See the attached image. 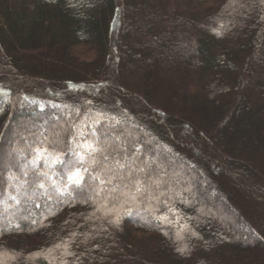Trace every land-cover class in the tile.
Here are the masks:
<instances>
[{
    "label": "trees",
    "instance_id": "16d2710c",
    "mask_svg": "<svg viewBox=\"0 0 264 264\" xmlns=\"http://www.w3.org/2000/svg\"><path fill=\"white\" fill-rule=\"evenodd\" d=\"M212 84L223 87L213 96ZM0 88V194L22 186L21 203L0 216V228L23 229L0 235L5 264H48L28 257L73 232L69 264H264L260 0H0ZM92 136L109 166L127 162L113 195L136 179L150 189L136 203L121 208L126 197L105 201L87 185L99 203L34 189L31 146L47 137L71 161ZM50 211L45 227L30 224Z\"/></svg>",
    "mask_w": 264,
    "mask_h": 264
},
{
    "label": "snow or ice",
    "instance_id": "6c2138e0",
    "mask_svg": "<svg viewBox=\"0 0 264 264\" xmlns=\"http://www.w3.org/2000/svg\"><path fill=\"white\" fill-rule=\"evenodd\" d=\"M237 0H230V6L235 4ZM264 4V0H260ZM71 5V0H70ZM243 5H241L242 7ZM31 151L33 153L32 159L28 164L33 169V176L35 180L32 182L34 189H41V195L45 196L48 200L55 199L58 202H70L74 199V194L84 196L83 203H99L97 200H93L92 196L85 193L84 188L87 185L89 191L94 193L95 196L99 197L101 193H105L104 200L108 201L109 197L113 200H119L121 196L126 197V199L121 203L120 207L123 208L124 203H136L137 194L144 195L146 191L150 189L146 188L141 180L136 179L132 182V186L124 184V189L127 191L121 190L119 195H113L120 188L119 184L113 185V181L119 176L120 180L123 181L124 177L116 169H122L126 167L121 161H114L115 168L109 166L107 161L109 159L108 155L105 154V149L101 146L100 142L95 136H92L91 139L85 138L83 141H77L76 149H72L73 155L75 156L74 160L65 159L66 153L63 150H57V141H48L47 137L43 141H40L37 144L31 146ZM98 156L100 157L98 159ZM47 166L48 171H43L42 166ZM56 166H59V171H57ZM91 170L96 172V175L89 174L88 179L85 178V173H90ZM141 171H143L141 169ZM24 176L28 175L27 170L23 172ZM59 177V179H56ZM10 181H15L18 178L14 175L9 177ZM91 182V183H90ZM98 182V183H97ZM159 186L158 182L153 181ZM106 185H113L111 188L107 189L105 192ZM10 187L16 188V193L13 194L9 192L7 195L0 194V207L3 208V212H0V216L8 213L9 209L19 205L20 200V185H11ZM134 189V190H133ZM32 197L29 196L28 199ZM159 199L158 197H153ZM9 201H13L14 204H9ZM40 207V205H36ZM115 208V205L113 206ZM105 210V216L112 215V209H106V204L101 203L100 207L96 211ZM126 214L132 213V208L129 207L124 209ZM152 213H159L161 210L155 208L151 210ZM168 211L171 212L173 209L168 208ZM55 212L50 211L47 214L42 215L40 219H31L30 224L33 226L39 225L40 227H45L44 221L48 219V216L55 215ZM95 212H93V216ZM154 218L161 223L170 222L166 214L154 215ZM22 220H29V216H21ZM120 216L119 213L116 214L115 218L110 220L109 223L114 225H119ZM7 231H23L19 223L12 225L9 221V227L7 229L0 228V235L3 232ZM31 230H35L32 228ZM76 233L73 232L69 235L67 239L57 238L52 246L49 247L46 251L40 250L36 253L31 254L28 259L41 258L47 260L48 264H52L50 257L53 256V253H60L61 256L57 257L59 259V264H69V261L66 259L68 256L76 258V254L72 252L71 247L75 242ZM191 236L195 237L197 234L195 232L190 233ZM183 239V237H178ZM177 251L182 255L186 252H190L187 245L184 247H178ZM6 251H0V264H5L4 257L7 256ZM10 259H15L16 254H13L9 257Z\"/></svg>",
    "mask_w": 264,
    "mask_h": 264
},
{
    "label": "rangeland",
    "instance_id": "374dc122",
    "mask_svg": "<svg viewBox=\"0 0 264 264\" xmlns=\"http://www.w3.org/2000/svg\"><path fill=\"white\" fill-rule=\"evenodd\" d=\"M161 26V25H160ZM222 88L223 87H221V86H218L217 84H212L211 86H210V89H211V95L213 96V95H215L216 93H218L219 91H221L222 90ZM0 92H5V90L3 91V89L2 88H0ZM18 119H20L19 117L17 118V120H16V122H19L20 120H18ZM52 129V128H51ZM55 129V128H54ZM54 131H56V130H54ZM116 160H118V158H116V157H114V159H113V161H116ZM114 163V162H113ZM121 163H123V164H125V165H127V162H121ZM114 166H115V164H114ZM148 167H150V165H147ZM146 166V167H147ZM183 170H184V168H182ZM185 171V170H184ZM4 172V171H3ZM3 172H0V176L3 174ZM138 173V175H140L142 178H143V171H140V172H137ZM4 175V174H3ZM2 175V176H3ZM5 176V175H4ZM4 176H3V178H4ZM189 176H192V175H189ZM159 177H160V182L159 183H161V182H163V181H165V176L163 175V174H160L159 175ZM169 182H170V180H168ZM106 186H108V185H106ZM105 186V187H106ZM177 188L179 189V186H177ZM193 189V188H192ZM192 189L191 188H189V189H187L186 190V192H188V193H190V192H192ZM193 190H195V189H193ZM185 192V193H186ZM166 193L167 194H169L170 193V189H168L167 191H166ZM182 194L183 193H181V194H179V195H181L182 196ZM204 196L206 197V198H208L209 196H210V194H207V193H204ZM209 199V198H208ZM29 210H30V208H29ZM139 235V234H138Z\"/></svg>",
    "mask_w": 264,
    "mask_h": 264
}]
</instances>
